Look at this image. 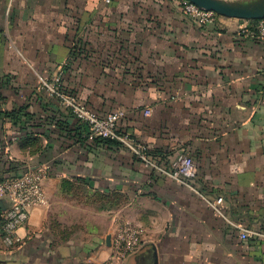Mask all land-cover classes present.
Segmentation results:
<instances>
[{"label": "crops", "instance_id": "1", "mask_svg": "<svg viewBox=\"0 0 264 264\" xmlns=\"http://www.w3.org/2000/svg\"><path fill=\"white\" fill-rule=\"evenodd\" d=\"M250 21L201 26L178 0H0L2 110L26 108L0 115V179L49 166L47 203L0 264H104L124 221L144 233L121 264H264V41ZM59 75L96 114L125 110L142 155L59 131L77 124L47 88ZM185 156L192 187L165 173Z\"/></svg>", "mask_w": 264, "mask_h": 264}, {"label": "built area", "instance_id": "2", "mask_svg": "<svg viewBox=\"0 0 264 264\" xmlns=\"http://www.w3.org/2000/svg\"><path fill=\"white\" fill-rule=\"evenodd\" d=\"M179 5L184 16L201 26L215 24L223 18L189 0H179ZM244 32L253 39L264 41V19L257 20L252 27L245 28ZM61 84L62 77L59 75L54 78L53 82L46 85L59 98L61 106L70 110L78 120L87 124L91 138L114 139L138 154L142 153V147H136L133 139L120 130V122L126 116L125 110H115L105 116H100L79 99L63 93L60 90ZM9 170L13 173H6L0 179V202L6 204L0 222V252L5 254L22 246L24 238L21 237L19 231L28 226L33 210L47 203L44 181L49 174V166L12 163ZM165 173L189 187H192V182L197 177L195 162L190 156H185L173 170L165 171ZM143 233L139 226L130 222L117 223L111 240L110 256L104 264L125 262L140 249ZM251 234L255 232L248 229H242L240 233L243 239H247Z\"/></svg>", "mask_w": 264, "mask_h": 264}, {"label": "water", "instance_id": "3", "mask_svg": "<svg viewBox=\"0 0 264 264\" xmlns=\"http://www.w3.org/2000/svg\"><path fill=\"white\" fill-rule=\"evenodd\" d=\"M191 3L220 16L240 20L264 19V0H189ZM5 209L0 202V222ZM111 238L108 239L110 245Z\"/></svg>", "mask_w": 264, "mask_h": 264}, {"label": "trees", "instance_id": "4", "mask_svg": "<svg viewBox=\"0 0 264 264\" xmlns=\"http://www.w3.org/2000/svg\"><path fill=\"white\" fill-rule=\"evenodd\" d=\"M179 2V0H178ZM257 20H251L250 22L253 24L255 23ZM60 90L65 93L66 95H69V96H73V94H71L70 92H67V90L63 87V85L61 84L60 86ZM55 95V94H54ZM56 96V95H55ZM57 97V96H56ZM58 98V97H57ZM59 100V98H58ZM1 101H2V98L0 99V115H3V116H6V117H13V118H17L19 115H22L25 111H26V108H21L20 110H14L12 112H3L2 110V105H1ZM86 105V104H85ZM63 107V106H62ZM88 107V106H87ZM64 108V107H63ZM66 109V108H65ZM67 111H69V115L71 117H75V115L68 109H66ZM30 116V115H28ZM27 116V117H28ZM76 118V117H75ZM77 119V118H76ZM27 122H31V120H27ZM56 128L61 131V132H64L66 131L69 136L71 138H75L76 140H78L79 142H87L89 140H92L93 142H111L109 139H106V138H93L91 139L90 137V133H89V128L87 126V124H85L84 122L80 121L77 119V124H76V127L75 129H70V126L67 125V124H61V122H59L58 126H56Z\"/></svg>", "mask_w": 264, "mask_h": 264}, {"label": "rangeland", "instance_id": "5", "mask_svg": "<svg viewBox=\"0 0 264 264\" xmlns=\"http://www.w3.org/2000/svg\"><path fill=\"white\" fill-rule=\"evenodd\" d=\"M181 7V6H180Z\"/></svg>", "mask_w": 264, "mask_h": 264}]
</instances>
